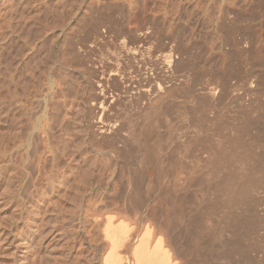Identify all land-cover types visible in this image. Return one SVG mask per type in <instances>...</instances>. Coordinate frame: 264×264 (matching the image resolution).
<instances>
[{
    "label": "bare ground",
    "instance_id": "bare-ground-1",
    "mask_svg": "<svg viewBox=\"0 0 264 264\" xmlns=\"http://www.w3.org/2000/svg\"><path fill=\"white\" fill-rule=\"evenodd\" d=\"M221 17L218 20L215 18L216 22L212 21L215 24L211 29H213V32L215 29L216 34L220 31V27L224 26L223 22H220ZM65 27L64 31L71 32L75 29V23H69ZM134 51L137 54L135 49ZM145 55L144 57L147 58L143 57L144 60L139 59L141 61L137 62L138 65L135 61L137 66L135 68L133 66L134 70H129L127 74L121 69L122 73H120L116 70V67L115 70L111 69L106 73L102 70L101 78L96 82V91L90 90L95 95L94 98L97 96V99H94V102L91 101V104L87 99L83 101L85 103L83 108L85 113L82 111L84 114L81 119L83 128L81 130L75 129L78 134L84 132L91 141L95 142L97 135L108 134L113 141L117 140L120 144L116 150L112 147L97 150V152H103L110 157L112 172L110 171L106 176L98 174L101 177L99 179L95 177L97 180H93L85 172L81 175L79 181L77 180L74 183L76 181L74 180L76 178H74L72 179L73 182L67 183V191H71L72 195H68L69 197H66V194L61 195V198L63 196L62 200L68 198L67 202L72 203V206L74 205L79 212L77 216L75 215L77 220L80 221L81 212L90 217L98 234L97 238L94 239L92 230L84 231L85 237L87 236L89 240L88 247L94 245L92 242L97 241L101 246L102 253L95 257V254H93L94 247L87 249L80 238L78 239L79 231L73 230L71 222L75 217L71 215L73 216L71 218L70 216V212L76 214L73 211L75 208L70 206L73 210L69 211V208L65 210L68 211V215H66L68 220L65 222L56 220L54 210L50 209L54 203H51L49 195L56 191L65 175L64 169L61 168L62 165L58 163L55 169L52 166L53 168L48 170L49 173L45 177L48 192L41 188L39 191L37 190L38 193L34 198L29 199L28 197L27 200L25 199V203L23 200L22 202H15L12 208L16 215L15 219H10L11 216L7 218L6 213L2 212L3 214H0V264H264V241L258 240L255 236L257 232L256 221L261 218L255 221L254 215V212L257 213V218H259V214H264L263 211L260 212L264 204V198L260 196L261 191L264 189V165L262 166L261 163L264 160V153L262 151L263 154L260 153L257 156L258 151L256 149L260 148H257L256 143L258 141L256 140L257 142L252 141L253 144L251 143V145H257H255V150L253 147V150L257 151H253L256 156L251 155L252 148L251 150L249 148L250 156L247 155L246 144L244 143V147H241L243 143L241 144L238 141V139H241L239 133L243 128L241 123L239 126L242 128L239 129L240 127L236 126V128L239 127L238 132L233 131L235 135H229L230 137L227 136L228 134L224 135V138L227 136L226 141H223V139L215 140V138V142L212 140L213 136H217L216 132H219L220 129L216 127L220 125H215V123L219 120L218 117L222 116L220 115L221 100L218 97L220 95L222 98L220 94L222 92L220 91L221 84L224 83L222 82L223 79L221 78V84L219 81H215L214 78L213 81L211 78L210 81H198L200 78L198 79L196 76V80L192 77L193 70L189 69L192 66L189 67L184 64L187 61L184 60L183 63L182 60L179 61V57L168 54V52L166 55L163 54L162 58L158 55L160 57L157 58L158 60L153 58L152 55ZM135 56L133 60L137 57ZM133 60L130 59L134 62ZM185 65L189 68L186 69ZM178 75L182 78H177ZM262 76L260 75L258 79L254 80L255 82L252 80L254 86H251L253 89L249 86L250 90L254 91L255 85L258 88L264 87V81L261 80L262 78L264 80V77ZM108 81L113 83V87H107ZM90 83L87 85L88 88H92ZM260 90L259 88V92ZM256 93L254 92V94ZM260 93H258L259 98ZM138 101L141 104H138ZM263 101L264 98L261 101L263 106L259 104L262 108L264 107ZM128 106L135 109L134 114L131 116L126 114L129 111ZM95 108L98 109L100 114L104 113L105 116L110 113L109 115L112 117L107 115L105 120V117L99 114V117L97 115L98 118L95 117L96 121L94 122L91 113L96 112ZM174 108L179 109V112L182 108L181 110H184L185 115L181 117L183 115L181 113L183 111H181V114L178 113L181 116L175 114L177 117H171L170 120H167L168 118L163 114L174 116ZM254 109L253 114L256 113L254 112L256 108ZM263 109L262 111H264ZM259 110L258 112H260ZM171 111H173V114ZM197 112L200 113L201 123L204 117L211 118L210 114H213L212 123L209 124V129L206 127L205 130H201V133L194 134L197 131H193V123H195L194 127L198 123L193 117L197 118ZM155 113H161L163 116L160 117V114L156 115ZM261 114L263 113L261 112ZM257 115L253 116L256 117ZM100 116L104 117L105 121ZM260 116L256 118H260L262 122L261 124L258 122L257 126L255 125L256 120L252 121L255 117L252 120L250 116V120L249 118L244 119L251 121V123L249 122L251 126L255 123L253 128H259L258 124H260L263 129L264 116ZM0 121L5 123L1 114ZM232 122L234 125V120ZM236 122L239 124V120L235 118ZM240 122L242 121L240 120ZM99 123L103 124L100 126ZM247 123L245 122L244 125ZM205 124L206 122L203 123V127H205ZM221 124H223V121ZM213 125L216 127L215 130L211 127ZM226 125L228 124L226 123ZM247 125L246 127L249 129L250 125ZM199 127L200 129L203 128ZM230 127H232V124ZM190 128H192L191 131H189ZM223 129H227L226 132H229V127ZM208 130L212 132V138L210 137L211 134L209 135L212 141L209 140L211 143L205 144L204 141L209 138ZM232 130H230V134L233 133ZM254 130H252L253 133L250 130L252 135L257 132ZM214 131H216V134L213 133ZM262 131L264 132V130ZM223 132L218 134L219 139L223 137ZM4 134L5 132L0 130V158H5L7 154L9 162L12 160H10L13 155L11 151L15 143H12L14 139L11 135L5 137ZM247 134H249V131ZM252 135L243 136L251 137ZM255 135L257 136V134ZM255 135L253 136L255 137ZM262 135L264 133L260 134V137ZM263 139L264 137L260 140ZM202 140L204 145L201 142L200 144L197 143ZM242 142H245V140ZM261 144V149L264 150L263 143ZM65 146L61 151L62 155L67 154ZM129 156L132 160H137L135 162L136 167L134 165H132L134 168L130 167L131 159H128ZM254 157H259V159L256 160ZM7 166L1 164V178H7L4 176ZM114 171L116 172L114 173ZM119 171L123 173L125 171L129 176V184L123 180L126 176H121L124 177L122 179V182H124L122 189L127 184L126 188L123 189L124 191L128 192L131 189L130 184L132 187V184L135 183L138 187V190H135L136 185H133L135 186L132 187L134 191L131 189L134 194L138 192L137 206L129 204L141 219L142 217H144V220L146 219L143 223L137 224L138 226L131 223L135 220L133 215V220L130 221L128 220V214L126 215L127 219V217H123V214L119 216L104 212L106 207L117 203L113 200V197H115L113 193L110 194L109 192L113 181L121 183L115 179L120 176ZM131 179L134 180V183H131ZM6 184H9L7 180ZM120 187L119 189H121ZM97 191L101 195L99 203L92 202L91 197H85L87 194H90V196L93 193L96 194ZM126 197L125 199L132 198ZM7 202L0 199V212L5 210V206L10 203ZM49 203H51L50 206ZM59 218L65 219L61 216ZM19 223L22 225L20 224L21 226L17 228L16 224L19 225ZM11 224L19 229L16 231L17 234H14L16 233L15 228L14 230L6 229L7 226L11 227ZM10 246L13 249L12 251H8Z\"/></svg>",
    "mask_w": 264,
    "mask_h": 264
},
{
    "label": "rangeland",
    "instance_id": "rangeland-1",
    "mask_svg": "<svg viewBox=\"0 0 264 264\" xmlns=\"http://www.w3.org/2000/svg\"><path fill=\"white\" fill-rule=\"evenodd\" d=\"M224 10L227 12L224 13ZM218 16L223 17V19L220 18V22H223L224 26L220 24L222 27L216 34L215 29L213 32L211 27H214L215 23L213 24V22H216L215 18ZM69 23H75V29L71 32L64 31L65 26ZM134 49L137 54L135 51L133 52ZM167 52L179 57V61L182 60L183 63L187 61L184 64L189 67L192 66V68L186 65L184 67L192 69L195 72L194 74L191 73L192 77L194 79L200 78L198 81H210V78L213 81L214 78L215 81L220 83L221 78L223 79L222 82H224L225 88L221 82L220 92L222 93L220 94L222 98L220 95L218 97L221 100H219L220 115L223 117L219 115L220 118L218 117L219 120L215 123V125H220L216 127L220 129L222 127V129H219V132H213L217 133V136H213L212 140L214 142L216 139L226 141L227 136L235 135L233 131H237L241 123L243 128L240 127L239 129L245 130L243 132L239 130L241 132L239 133L240 138L245 137L242 140L238 139L239 143H243L241 147L247 145L248 140L250 145L257 140L259 144L263 143L264 146V142H262L264 139L260 140L264 137V135L260 137V134L264 133L262 131L264 130V122L262 123L263 129L260 126L262 122L260 121V115L264 116V111H262L264 107L262 108L263 105L261 104L264 98V91L261 90H264V87H259L261 93L256 85V88H254L258 91L257 93L255 90H250L254 86L252 83L254 80L262 74V77H264V73H262L264 72V0H0V114L5 120V123L0 121V130L5 132V137L11 135L14 139H11L12 143H15L12 146L14 150L12 149L11 153L13 152L14 156L12 155V158H10V160L12 159L9 161L10 163L7 154L5 158H0V166L1 164L8 165L4 172V176L7 178H1L0 176V199L8 201L7 203L10 202L5 206L6 212L3 210L0 214L6 213L7 218L11 216L10 219H15L16 215L12 210L15 202H22L23 200L25 203V199L27 200L28 197L29 199L34 198L41 188L48 192L45 177L49 173L48 170L53 167L55 169L59 163L62 165L61 168L64 169L65 175L60 186L54 193L52 192L49 195L52 201L50 202L55 205V207L53 205L49 208L54 210L56 220L62 222L68 220L66 219L68 211L65 210L69 208V211H71L70 206L75 207L72 206V203L67 202L68 198L62 200L64 194L67 195L66 197L72 195L71 191H67V183L74 178H76L74 183L77 180L79 181L81 175L85 172L93 180L101 177L98 174L103 176L109 174L112 160L109 156L103 152H97V150L110 147L116 150L120 145L117 140L113 141L108 134L97 135L94 142L84 132L76 133L75 129L81 130L83 128L81 126V119L85 113L83 111L85 104L83 101L87 99L91 104L94 99H97V96L94 98L95 95L90 90L96 91V82L98 79L100 80L102 70L106 73L117 68L116 70L120 73L124 71L127 74L129 70H134L135 66L138 65L137 62L147 58L144 57V54L149 56L154 53L153 58L158 60L157 58H160L163 54L166 55ZM133 55L137 59L133 60ZM135 61L137 65H135ZM190 62L191 64H189ZM125 68L126 70H124ZM194 69L196 70L194 71ZM180 77L182 78V76ZM180 77L177 76V78ZM261 80L264 81L263 78ZM89 82H91L90 86L92 88H88ZM107 84V87H113L112 82L108 81ZM258 93H260L262 99L259 98ZM138 104H141V102L138 101ZM260 106L261 111L259 110ZM253 107L256 108L254 114L253 110L255 109ZM176 109L173 110L175 112L174 116L161 113L168 118H166L167 120H170L171 117L181 116L178 114L181 111H183L181 117L185 115L184 110H181L182 108L180 112L179 109ZM134 110L132 106L129 107V111L126 113L127 116L133 115ZM95 111V113H91L94 122L100 114L97 108H95ZM110 111L114 113V111ZM173 111H171L172 114ZM161 113H159L160 115L155 114L161 117L163 116ZM109 114L104 116V113H102L100 115L104 116L106 120V116ZM175 114L178 115L175 116ZM196 114L194 115L197 118L193 117V119H196V123L200 124V113L197 112ZM255 114H258L257 116H260V118L253 116ZM210 115L211 118L204 117L202 125H199L203 127V123L206 122L208 125L205 124V127L200 129L198 124L195 127V123L192 124L193 131H197L194 134L201 133V130L203 131L206 127L207 129L210 128L208 126L212 123L213 114ZM238 115L239 117H237ZM249 116L252 117L251 120L253 117L256 118L252 120H256V124L252 123L257 126L259 122V128H253L254 124L251 126ZM104 117H101L103 121H105ZM108 117L112 116L109 115ZM235 118L239 120V124L238 122L235 123ZM241 118H249V120L244 119L246 123L248 121L249 129L246 127L247 124L244 125L245 122ZM222 121L223 124H228L227 127L221 124ZM228 121L231 123L229 124ZM99 124L101 126L103 123ZM231 124L232 127H230ZM215 125H213L214 127L211 126L213 130L216 128ZM97 126L99 125L97 124ZM236 126L239 127L236 128ZM228 127L229 132H226L227 129L224 130L223 128ZM191 130L192 128L189 129V131ZM230 130L233 133L230 134ZM250 130L257 131L253 134H257V136L255 135L256 138L252 135L253 131L250 133ZM208 131V137L211 134L210 137L212 138L211 130ZM248 131L249 134H247ZM220 132L224 134L223 137L220 135L222 138L219 139L218 134ZM225 134H228L226 138H224ZM250 134L252 139H255L252 140L249 136H243ZM210 137L206 138L205 144L211 140ZM244 140L245 142H242ZM200 142L204 145L203 140L197 143L200 144ZM258 142L256 143L258 146L256 144L245 145V148L248 149V152L246 151L247 155L250 154L249 148L250 150L252 148L251 155L256 156L254 152H259V150L261 151L259 154L257 152V156L262 151L264 153V150L261 149L262 144L260 147ZM64 145H66L67 154L62 155L61 151ZM255 145L260 149H256ZM224 146L226 147V144ZM253 147L257 151H254ZM50 149L51 151H49ZM254 158L259 159V157ZM128 159L132 160L130 156ZM131 160L130 167H133L132 165L136 167L135 162L137 160ZM263 161H261L262 166L264 165ZM125 173V171L124 173L119 171L120 176L115 178L121 183L114 181L113 184L111 183L113 186L110 185L112 190L110 189L109 193H113V196H115L113 200L117 203L106 207L104 212L119 216L123 214L124 218L128 216L129 219L128 217L127 219L130 221L135 219L131 223L138 226L146 219L144 220V217H142V220L139 214L132 210L129 205L137 206L139 197L138 192L134 194L131 191L132 187H135L133 185H136L133 179H131V183H134L132 187L130 184L131 189L128 192L123 190L130 183L129 176ZM121 176H126V178ZM4 179L9 184H6ZM122 179L127 183H125L123 189L124 182H122ZM134 189L138 190L137 185ZM262 191L259 195L264 198V189ZM95 193L91 196L90 194L86 195V193L84 195H86V198L91 197L92 202L99 203L100 192ZM61 195H63L62 198ZM124 195L132 198H127ZM128 199L131 200L128 201ZM51 203H49V206ZM263 205L261 207L263 210L258 208L260 212L263 211L262 213H264ZM149 209L151 210V207ZM73 211L76 214L70 212V216L75 217L71 220L74 228L72 229L79 231L78 239L80 238L84 247L87 249L94 247L93 254L98 257L102 253L99 242H92L94 245L88 247L89 240L87 236L85 237V230H92L94 239L97 238V229L94 228L89 216L81 212L79 221L76 217L79 212L76 208ZM254 215L255 221L261 218L256 221L257 232L255 236L258 240L264 241V214H259V218H257V213L254 212ZM17 224V228L22 225L21 223ZM14 225H10L12 228L5 227L7 230H14L15 228L16 232L19 229ZM12 250L11 246L8 247V251Z\"/></svg>",
    "mask_w": 264,
    "mask_h": 264
}]
</instances>
